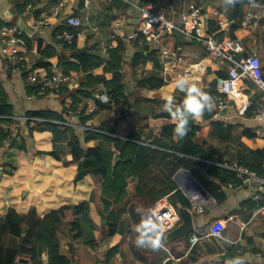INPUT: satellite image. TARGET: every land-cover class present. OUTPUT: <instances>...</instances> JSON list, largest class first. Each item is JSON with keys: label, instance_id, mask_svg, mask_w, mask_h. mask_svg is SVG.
<instances>
[{"label": "crops", "instance_id": "obj_1", "mask_svg": "<svg viewBox=\"0 0 264 264\" xmlns=\"http://www.w3.org/2000/svg\"><path fill=\"white\" fill-rule=\"evenodd\" d=\"M135 1L139 5L162 6L167 17L177 26L181 25L180 16L184 10V0H176L173 3L171 0ZM194 1L204 15L205 32L211 34L210 27L217 26L212 33L215 38L240 39L246 55L255 54L259 57L261 72L264 74V0H252L246 7L245 14L250 10L259 14L258 25L254 29L243 26L242 21L240 26L233 28L234 22L229 18L230 7H225L222 0ZM55 2L56 0H0V85L7 103L13 108L11 117H0V129L11 132V136L0 148V216H5L11 209L20 215H26L34 209L37 215L42 217L64 205H77L88 201L90 218L98 225H105L101 223L102 218L98 212V207L102 205L101 189L95 185L93 175L87 173L75 181L79 169L72 161L69 148H64L59 159L52 156L50 154L53 149L52 133L49 130H30L26 123L29 119L26 113L44 110L63 112L65 107L71 106L73 99L79 102V106H86V113L94 111L96 100H100L99 94L106 91L104 81L112 80L115 75V71L108 68L110 51L119 48L122 62L118 71L122 75L123 95L116 101L108 96L113 102L110 109L98 111L87 119L84 125L74 113L69 114L68 122L64 123L76 128L82 137L85 129L99 131L98 127L101 123L106 122L116 130L117 134L114 136L126 139L125 135L147 122L148 128L142 130L150 137H154L160 135L166 122L174 123L171 118L167 119L163 116L165 111L162 105L165 102L164 97L175 95L177 89L174 83L184 68L205 59L196 69L192 82L201 89L207 90L212 82L227 76L226 64L221 59L206 58L207 52L201 43L187 40L185 37L181 41L173 31L165 32L161 36V42L171 51L181 55L184 61L168 64L167 66L173 71L163 75L158 44L142 34L133 37L132 34L138 28L137 20L130 16L127 10H123L122 5L125 2L121 0L110 4L92 1L87 7L83 5L82 0H72L66 4L62 14L52 19L50 25L41 27L31 34L34 21ZM253 2H260L262 6L253 9L251 5ZM70 14L82 20L81 27L76 28L66 24V16ZM12 26H18L21 31L17 35L19 41L14 46L22 58L18 65L4 57L1 52L4 41L9 40L13 35L10 31ZM4 29H7L8 36L2 35ZM70 29L76 31L73 46L55 38L57 32ZM256 30L257 34L254 32ZM78 49L85 51L79 53ZM75 54L94 56L98 65L87 66V72L81 67L77 71L75 66L80 65V62ZM65 60L73 65H64ZM41 62L50 63L51 74L59 71L76 75V84L64 85L65 90L62 93L59 90L56 94L36 96L35 86L29 87L26 82V74L32 73L38 81L49 77L47 70L39 64ZM156 62L159 66L157 70L154 69ZM154 72L163 79V86L158 89L142 86L145 77ZM240 87L242 99L248 104L247 109L241 112L240 106L230 100L228 108L219 117H214L213 113L212 119L232 125V134L239 137L240 146L262 149L264 118L255 117V111L259 104L264 102V94L248 79L241 80ZM78 88L91 93L90 97L77 93L74 94V98L73 95H69ZM215 99L216 97L213 98L212 107L214 110ZM8 120L12 122L9 123ZM195 125H200L199 131L193 138L195 141L206 140L214 145L226 147L227 152L222 163L240 165L236 159L239 146L235 142L227 145L226 142L211 136L209 121L199 119L190 124V126ZM245 131L252 136L245 134ZM150 141L149 139L139 143L150 145ZM94 144L93 139L86 142L82 140L84 147H92ZM206 163L225 168L219 165L222 163ZM202 174L205 178H210L204 170ZM238 177L241 179L240 176ZM194 178L198 181L196 177ZM137 180L135 175L128 179V196L132 198L129 205L134 203L138 211L145 213L141 198L136 196L133 190ZM174 182L189 201L190 198L175 180ZM260 186L261 183L258 181L247 183L242 181V185L237 187L224 184L222 189L226 192L227 198L222 204H216L212 202L214 199L202 185L210 195V199L201 213H193L194 230L186 238L182 237L169 243L163 240V247L156 250L135 246L134 240L137 234L134 228L139 222H133L128 214H124L123 233L116 232L112 236H106L105 227L94 231L97 238L95 249L85 247L81 240L74 241L73 245L78 249L74 264H100L103 261L104 264H232L233 261L222 260L219 256L227 251L235 252L228 250V247L236 244H240L243 249L235 252V260L242 261V264H264V206H261L257 216L252 217V212L244 204L247 199H253L254 194L260 192ZM197 194L202 193L197 192ZM92 195L93 201L90 199ZM229 216L234 218L229 219ZM217 228L222 230L223 238L207 235ZM192 233H197L201 237L193 245L190 244ZM113 248L117 250L106 260V254ZM29 259V256L20 255L16 257V263L34 264ZM42 259L44 264H47L46 254L42 255Z\"/></svg>", "mask_w": 264, "mask_h": 264}, {"label": "trees", "instance_id": "obj_2", "mask_svg": "<svg viewBox=\"0 0 264 264\" xmlns=\"http://www.w3.org/2000/svg\"><path fill=\"white\" fill-rule=\"evenodd\" d=\"M251 1L239 0L235 7H230L229 18L234 22L233 28L240 26L246 7ZM123 4V10H127L129 5ZM216 28L217 26L215 28L210 27L211 34ZM69 32L76 36L75 30L70 29ZM254 32L257 34V30ZM75 39L76 37L70 46L74 45ZM76 57L80 62V65L75 66L77 71L81 67L84 72H87V66L98 65L96 63L97 58L94 56L80 54ZM121 62L122 56L119 53V48L111 49L108 68L114 70L115 75L112 80L104 81V85L105 93L115 101L124 93L122 75L118 71ZM39 64L47 70L48 76L52 75L49 62ZM63 64L73 65L67 60ZM158 67L156 62L154 69L157 70ZM27 75L28 73L26 77ZM262 76L264 78L263 73ZM163 84V79L158 76L157 72L146 76L142 82V86L148 89H158ZM28 85L29 87L34 86ZM215 88L216 82H212L209 89L204 91L215 98L217 95ZM37 90L38 87L35 86L34 94ZM64 90V86H62L60 93ZM75 93L87 98L91 95V93L80 88L69 95H73L74 98ZM174 97L176 102L180 103L184 99V93L177 90ZM78 104L79 102L73 99L71 106L65 107L63 112L58 113L49 110L27 112L26 115L29 119L26 123L30 130H49L52 133L53 149L50 151L52 156L59 159L64 148L68 147L72 161L76 163L78 169L89 170V173L94 177L95 185L101 189L100 200L102 205L98 207V212L101 218L106 220V223L105 225H98L90 218L88 201L77 205H64L44 214L42 217L37 215L34 209H31L26 215H20L11 209L5 216H0V264H17L16 257L20 255L29 256V261L34 264H44L43 254H46L47 264H74L78 250L73 245L74 241L81 240L85 247L93 250L97 246V238L94 235L96 229L105 227L106 236H112L116 232L123 233L122 217L124 214H128L133 222H140L144 213L138 211L134 203L129 205L132 198L128 196V179L134 175L137 176L138 180L133 185V190L135 195L141 198L140 201L145 210H148L149 205L158 198L171 192L168 198L175 206L178 202L185 207L190 206V202L177 188L173 180V175L180 168L190 170L192 175L207 189L216 204H222L227 198L226 192L222 189L224 184H230L234 187L242 185V179L234 171L206 163H222L227 150L226 147L214 145L206 140L195 141L193 138L199 131L200 125L190 126L187 136L183 139H177L173 132L174 123L166 122L160 135L150 137L148 133H144L142 130L148 128V123L144 122L140 124V128L125 135L126 139H124L114 136L117 134L114 127L103 122L98 127L99 131L85 129L81 137L76 128L64 123L68 122L70 112L76 114L80 123L84 125L87 119L98 111L110 109L111 105L96 100L94 111L86 113V106H79ZM214 111L213 108L206 111L201 119L209 121L210 135L226 142L227 145L235 142L239 146L236 157L239 164L255 171L258 175H264V148L250 149L240 146L239 137L232 134V125L212 119ZM12 115L13 108L7 103L0 85V117H11ZM163 116L167 119L170 118L167 112H164ZM8 122L12 121L8 120ZM245 134L252 136L247 131ZM10 136L9 130L0 129V148L4 146L5 141ZM89 139L95 141L94 146L84 147L82 140L86 142ZM149 139L151 140L150 145L139 143L149 141ZM116 153L119 156L116 163L113 164ZM202 170L210 177L209 179L203 176ZM90 199L93 201V195ZM244 204L252 212L256 207L264 206V196L259 201L249 198ZM238 249H243L240 244L228 247V250L235 252ZM116 250V248L110 249L106 254V260ZM100 264H104V261Z\"/></svg>", "mask_w": 264, "mask_h": 264}, {"label": "built area", "instance_id": "obj_3", "mask_svg": "<svg viewBox=\"0 0 264 264\" xmlns=\"http://www.w3.org/2000/svg\"><path fill=\"white\" fill-rule=\"evenodd\" d=\"M72 0H56V2L47 10L41 13V15L34 21L31 26V34L40 29L50 25L52 19L57 18L63 13L64 7L68 2ZM92 1H101L107 4L113 3L116 0H82L83 5L87 7ZM129 6H136L141 10V15L137 20V30L132 34L136 37L138 34H142L148 39L153 40L159 46L160 62L162 65V74L166 75L168 72H172V68L167 65L170 63H180L184 59L181 55L168 49V47L161 42V36L165 32H172L175 28L179 29L187 40L196 41L201 43L207 54L206 58L211 60L221 59L226 64L227 76L220 77L216 80L217 96L215 101L214 117H219L229 106V101H235L240 107V111L243 112L247 109L248 104L243 100L242 89L240 87V81L248 79L253 85L264 94V78L261 72L260 59L255 54L246 55L245 47L242 41L238 38H229L226 40H220L215 38L212 34L206 33L205 18L194 0H184V10L181 13V25L177 26L174 21L169 19L162 6L152 5H139L135 0H121ZM176 0H171L175 2ZM253 4L255 6H253ZM252 8H260L262 4L260 2H253ZM259 14L257 11H248L243 19L242 24L245 27L254 29L258 25ZM65 22L71 27H81L82 20L73 14L67 15ZM13 34L9 40L4 41V45L1 48V52L4 57L10 59L13 63L18 65L21 61V56L18 55V50L15 44L19 41L17 35L20 34L18 26H12L10 28ZM3 36H8L7 29L2 30ZM74 34L62 30L55 34V38L63 43L72 44L74 41ZM205 60V59H204ZM199 61L193 64L187 65L182 73L178 76L187 75L193 80L195 71L201 66L204 61ZM76 75L66 74L59 71H55L51 76L42 78L39 81L35 79L32 73H28L26 82L38 87L36 96H46L49 94L59 93L62 86L68 84H76ZM167 79L165 78V81ZM98 98L103 103L113 104L112 100L104 92L100 93ZM121 104V103H119ZM117 106V105H116ZM119 106V105H118ZM117 106V107H118ZM70 114H73L71 111ZM255 117L259 119L264 118V102L260 103L255 111ZM227 169H230L240 176L243 183L250 181H258L261 183L260 192L254 194L253 200L259 201L264 196V176L258 175L255 171L249 170L244 166L237 165L236 163H222L219 164ZM190 207L188 210L193 213H201L207 202L203 195L194 194L190 199ZM215 202V200H212ZM261 206L256 207L252 211V217L258 215L261 211ZM148 209H155L160 216L164 219L166 225V231H170L175 228L180 222L181 217L178 213L176 206L169 200L168 196L162 197L149 205ZM229 219H233V216H229ZM207 235H213L218 238H223L222 230L217 228ZM200 235L192 233L190 236V244H195ZM163 247V244H161Z\"/></svg>", "mask_w": 264, "mask_h": 264}, {"label": "clouds", "instance_id": "obj_4", "mask_svg": "<svg viewBox=\"0 0 264 264\" xmlns=\"http://www.w3.org/2000/svg\"><path fill=\"white\" fill-rule=\"evenodd\" d=\"M238 2L239 0H222L225 7H235ZM174 87L184 93V99L177 103L174 96H166L162 108L175 124L174 136L177 139H183L190 130V121L202 119L205 112L212 109L214 100L187 75L178 77ZM134 231L137 234L134 240L137 248L156 250L161 247L164 239L165 221L155 209H148ZM232 264H242V261L235 260Z\"/></svg>", "mask_w": 264, "mask_h": 264}, {"label": "water", "instance_id": "obj_5", "mask_svg": "<svg viewBox=\"0 0 264 264\" xmlns=\"http://www.w3.org/2000/svg\"><path fill=\"white\" fill-rule=\"evenodd\" d=\"M127 12L130 16L134 17L135 19H137L141 15V10L133 5L128 7ZM173 33L179 40L181 41L184 40V35L179 29L175 28L173 30ZM77 51L80 53L85 51V49H78ZM193 123L194 121H190L191 125ZM118 156H119L118 153L114 155L113 163L116 162ZM87 173H89L88 169H79L75 177V181H78ZM174 180L178 183L180 188L189 198H191L194 194H197V192H201L202 193L201 195H203V197H205L206 200L210 199V195L205 191L202 185L194 178V176L188 170L186 169L178 170L177 173L174 175ZM176 208L181 217V222L172 230L164 233L163 240L166 243L173 242L174 240L182 237H186L194 230L193 214L179 202L176 203ZM101 223H106V220L101 219ZM219 257L222 260L232 262L235 260L236 255L235 252L227 251L221 254Z\"/></svg>", "mask_w": 264, "mask_h": 264}]
</instances>
